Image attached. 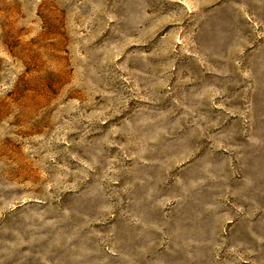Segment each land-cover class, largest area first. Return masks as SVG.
I'll list each match as a JSON object with an SVG mask.
<instances>
[{
	"label": "rangeland",
	"instance_id": "1",
	"mask_svg": "<svg viewBox=\"0 0 264 264\" xmlns=\"http://www.w3.org/2000/svg\"><path fill=\"white\" fill-rule=\"evenodd\" d=\"M0 264H264V0H0Z\"/></svg>",
	"mask_w": 264,
	"mask_h": 264
}]
</instances>
